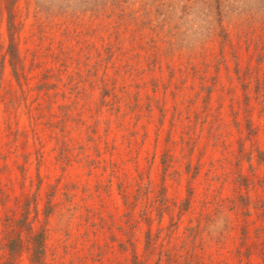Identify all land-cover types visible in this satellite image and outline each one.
Returning <instances> with one entry per match:
<instances>
[{
  "label": "rangeland",
  "instance_id": "374dc122",
  "mask_svg": "<svg viewBox=\"0 0 264 264\" xmlns=\"http://www.w3.org/2000/svg\"><path fill=\"white\" fill-rule=\"evenodd\" d=\"M24 220L45 264H264V0H0V264Z\"/></svg>",
  "mask_w": 264,
  "mask_h": 264
},
{
  "label": "trees",
  "instance_id": "16d2710c",
  "mask_svg": "<svg viewBox=\"0 0 264 264\" xmlns=\"http://www.w3.org/2000/svg\"><path fill=\"white\" fill-rule=\"evenodd\" d=\"M15 32V25L13 24L12 20L9 23V33L11 42L9 45L8 53L11 57V60H19L18 58V52L16 50L13 36ZM24 228L28 230V233L30 234V244L28 245V252L30 254V260L31 264H45V252H46V243H45V237L42 234H34L32 232V229L29 228L28 220L23 221ZM22 240L18 239L16 241L11 242L10 251L12 253H18L21 251L23 247Z\"/></svg>",
  "mask_w": 264,
  "mask_h": 264
}]
</instances>
